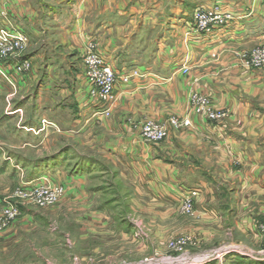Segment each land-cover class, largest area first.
I'll use <instances>...</instances> for the list:
<instances>
[{
    "label": "crops",
    "instance_id": "obj_1",
    "mask_svg": "<svg viewBox=\"0 0 264 264\" xmlns=\"http://www.w3.org/2000/svg\"><path fill=\"white\" fill-rule=\"evenodd\" d=\"M47 1L50 6L46 0H37L38 5L34 0H13L16 8L3 9L2 16L28 34L30 41L50 30L58 34L64 30L73 42L98 41L100 52L113 66L118 59L145 73L129 85L116 86L114 118L103 120L104 135L95 138L106 142L104 156L120 163L121 173L140 180L152 201L177 206L184 188H199V211L221 217L229 208L233 218L235 208H249L245 221L253 227L245 230L251 235L258 232L254 224L264 221V69H246L234 52L264 44V0ZM213 5L221 6L234 20L210 36L188 39L195 10ZM53 24L57 26L52 28ZM175 42H191L199 64L194 65V56L175 53ZM142 46L145 50L138 52ZM184 67L193 71L188 78L182 74ZM72 89L76 104L55 103L50 111L56 116L73 106L74 117L65 124L49 117L44 128L66 125V132L80 136L100 124L95 116L103 109L91 101L88 88ZM173 90L182 98L178 115L191 116L195 128L162 145L143 142L138 124L147 114L141 110H159L162 99L157 102L154 94L166 91L174 98ZM193 92L213 97L219 107L229 110V118L216 126L192 115L189 96ZM132 99L138 106L126 103ZM174 111V106H167L155 117L165 121ZM49 129L41 130L47 131L46 138ZM76 155L89 160L86 171L72 174L62 165L46 173L66 187L69 200L83 202L93 197L87 188L88 172H100L102 167L88 155ZM237 229L241 230L239 223Z\"/></svg>",
    "mask_w": 264,
    "mask_h": 264
},
{
    "label": "rangeland",
    "instance_id": "obj_2",
    "mask_svg": "<svg viewBox=\"0 0 264 264\" xmlns=\"http://www.w3.org/2000/svg\"><path fill=\"white\" fill-rule=\"evenodd\" d=\"M50 4L46 0V5ZM8 7L16 8L13 0H0V30L10 25L5 15L2 16L3 9ZM56 26L53 24L52 28ZM183 43H174L175 53L193 58L191 42ZM95 45L99 47L94 39L73 42L66 31L58 34L50 30L47 35L32 39L24 48L11 51L9 61L0 64V212L6 202L21 209L12 224L0 232V264H264L263 239L258 232L252 231L251 235L245 230L248 225L249 229L253 227V223L245 221L249 208H235L236 215L232 218L231 209L224 207L225 215L216 217L199 211L197 201L201 195L189 214L181 208V199L177 206L152 201L140 180L121 173L120 163L104 156L106 142L95 139L104 135L103 122L80 136L66 132V125L62 124L60 128H44L49 117L64 124L74 117L73 106L56 116L50 109L55 103L76 104L72 88H88L84 78L89 66L86 60ZM260 45L234 53L243 65V57ZM143 48H137L138 52ZM193 59L194 65H198V57ZM19 61H29L31 70L15 77L6 70V64L14 66ZM115 62L114 66L108 63L120 73L137 71L145 76L138 66L120 64L118 59ZM260 70L263 69L251 71ZM191 71L182 74L188 78ZM138 79L134 77L132 81ZM89 91L88 88V94ZM159 92L153 95L157 102L162 99L159 110L145 107L141 110L147 114L143 122L156 119V112L167 106L175 107L170 116H179L181 94L173 90L172 98L166 91ZM115 99L114 95L106 103L105 111L109 108L110 113L105 120L114 118ZM126 103L133 107L139 104L134 99ZM98 117L96 114V122ZM42 129L50 130L48 138L47 131L41 133ZM179 136L176 129L170 128L163 142H143L157 146ZM66 148L100 162V172H88L87 188L93 197L83 202L69 200L66 189L55 200L53 193L25 197L18 192L28 177L27 167L23 162L19 165L20 159L52 157ZM76 159L71 163L75 164ZM237 223L241 230L237 229Z\"/></svg>",
    "mask_w": 264,
    "mask_h": 264
},
{
    "label": "built area",
    "instance_id": "obj_3",
    "mask_svg": "<svg viewBox=\"0 0 264 264\" xmlns=\"http://www.w3.org/2000/svg\"><path fill=\"white\" fill-rule=\"evenodd\" d=\"M234 20L233 16L226 12L221 6H203L195 10L193 15V23L187 32L188 39L193 36L207 37L214 32L222 30L229 26ZM30 37L23 30L15 25H8L0 30V64L9 61V53L27 46ZM87 71L84 78L89 88V98L102 107V111L97 113L98 123L103 122L109 115L110 110L105 111L106 103L113 96L118 84L129 85L132 78H143V74L137 71L118 72L107 62L104 55L100 52L99 47L94 46V52L89 54L87 58ZM243 66L248 70L264 69V45L253 50L250 54L243 57ZM6 70L11 71L15 77L24 76L31 70L29 61L17 62L11 65L6 64ZM189 69L183 68V73H187ZM190 113L203 118L206 122L213 125H221L230 116V112L226 108L217 105L215 99L205 93L193 92L189 99ZM109 117V116H108ZM141 138L149 143L163 142L170 128L176 129L180 134L186 133L195 128L191 116H170L165 121L157 119L141 121L138 124ZM65 187L62 184L51 181L50 176L42 177L32 182H24L18 192L25 197H33L40 193H53L54 200L65 193ZM201 194V189H187L182 191L181 208L184 213H192L197 197ZM21 209L16 204L6 202L0 212V232L9 227L12 222L20 215ZM256 229L264 241V224L256 226Z\"/></svg>",
    "mask_w": 264,
    "mask_h": 264
},
{
    "label": "trees",
    "instance_id": "obj_4",
    "mask_svg": "<svg viewBox=\"0 0 264 264\" xmlns=\"http://www.w3.org/2000/svg\"><path fill=\"white\" fill-rule=\"evenodd\" d=\"M29 125L32 124L29 123ZM73 151L74 150L72 148H66L59 154H56L52 157H46L43 159L32 160V161L23 158L20 159L19 165L21 162H23L28 169L27 182H32L42 178L44 174H46L48 168L55 166L64 165L68 167L70 173L77 174L78 172L85 170L83 169L84 167H86L87 165L89 166L91 164L85 156L83 157L77 156L76 154L72 153ZM75 158H77L75 164L71 163L72 160H74Z\"/></svg>",
    "mask_w": 264,
    "mask_h": 264
}]
</instances>
